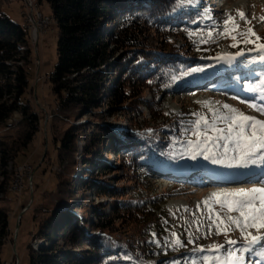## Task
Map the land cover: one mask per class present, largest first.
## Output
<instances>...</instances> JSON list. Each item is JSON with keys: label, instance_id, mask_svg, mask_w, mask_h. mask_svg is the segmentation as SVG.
Here are the masks:
<instances>
[{"label": "rangeland", "instance_id": "rangeland-1", "mask_svg": "<svg viewBox=\"0 0 264 264\" xmlns=\"http://www.w3.org/2000/svg\"><path fill=\"white\" fill-rule=\"evenodd\" d=\"M191 2L197 6L198 13L200 11V16L205 24L204 29L192 24L193 29H197L198 34L196 33L195 36L200 39L196 47L200 55H205L202 60L210 64L191 66L184 73L180 70L171 80L169 86L166 87L164 93L158 92L154 98L147 87L134 86L135 94L139 92L138 97L134 96L126 102V106H132L134 110H136L137 104H140L139 111H134L133 114H131V109L120 110V108H115L117 110L112 114V110L107 107V97L104 96L99 110L82 115L78 107H72L69 111L70 118L66 121L62 120L57 113L53 112L54 96L48 81V74L57 61L55 23L52 22L47 29L40 31L37 37L29 34L33 67L27 99L38 116L39 126L32 145L25 150L26 153L17 155L16 160L10 164L12 176H14L15 168H19L20 165L27 164L30 168L23 173V188L20 191L7 190L11 198V202L7 206L10 210L9 235L7 242L1 248V264L10 259L16 261L17 258L19 264H29L28 246L37 250L31 245L34 239L44 243L41 237L33 233L37 228V220L33 219V207L38 201H42L43 197L47 198L48 194L45 191L53 188L57 168L53 164L49 165L47 159L44 162L42 159L46 152L47 157L51 160L55 157L52 139L54 141L60 139L69 125L81 127L78 129L73 152L70 155L69 153L65 155V161L62 163L63 169L58 172L60 176L63 175V178H69L68 182L71 184L72 195L78 201L77 205H63L61 208L64 209L65 207L66 212H74L80 219L92 220V222L98 220L97 212H101L103 215L110 214V205L116 197L102 194L100 190H97L90 180L92 177L95 178L96 183L105 187H123L124 191L128 192L125 195L117 196V199L118 197L119 199H135L147 203V209L155 211L163 218L162 222L166 224L165 228L160 227L158 231L148 234L143 229V221H135L134 219H132L133 221H121L118 219L115 221L109 236H107V239L112 243L124 249L134 245L137 250L146 251V255L139 260L137 259L140 264H171L172 261H175L174 264H216V259H221V255L231 251L227 250V245L231 244L227 241H244L241 230L227 221V217L231 214L225 208L216 205L212 188L203 183H200L199 186L190 187L188 183H185L189 180H177L170 177L172 169L167 170L171 172H165L167 175L160 173L164 171H157L159 167L155 168L157 162L152 155L142 159L140 163H136L137 168H133L131 165L127 166L123 161H120L112 152H106L104 151L105 148H102V155L94 159L96 164L88 166V168H84L85 165L83 164L85 158L84 144L96 125L100 124L106 127L115 138L122 136V133L140 135L136 126H133L134 124L139 128L149 126L150 128L145 129L144 132H151L155 137L157 134L151 130L155 124L161 122L164 116L171 118L173 115H186L189 121L192 120L194 123L188 139L178 143L179 146L173 148L177 151L173 155V159L176 160V163L174 161L172 163L173 166L175 165L174 170L176 167L193 169L200 167L207 171L211 166L233 164V161L229 159L234 160L233 155L230 156L227 151H229L228 148L237 149V143L234 142L236 140L230 139V134L213 123L210 116L214 111H221L219 115L232 114L224 108V105L234 109H237L235 106L241 105L240 110L237 109L238 112L245 113L244 115L248 114L247 116L255 119L264 116V112L258 110L254 113L246 102L241 99H232V94L230 95L221 89L232 88V82L237 85L236 78L238 75L232 74L236 68L243 73L245 70H250V72H258L260 75L264 74V59H261L264 57V51H260L258 56L254 54V52L258 54L257 44L264 43V21L260 19L264 16V0H187V3ZM36 5L41 12L50 14L46 3H39L37 0ZM22 9L23 0H9L7 3L4 2L2 7L3 12L13 21L24 25L25 19ZM238 12H243L245 18L241 19ZM229 16L239 26L232 35H237L238 32H245L251 28L255 36H250L249 39L254 43H243L245 39L243 36H237V40L234 42L230 36L221 34L225 28L224 22ZM228 27H231V24ZM257 36L261 39L256 40ZM168 39L172 41L176 39L181 45L182 40L176 35H169ZM160 41L154 38L155 47H158L156 45H159ZM233 43H236L235 47H232ZM208 76L212 77L209 79ZM229 78H234V81L227 84ZM197 80H200L202 84L195 82ZM209 81L211 82L207 85ZM200 85L203 86L199 87ZM188 88L191 89L187 90ZM143 101L151 102L152 107L158 105L163 114L160 121L153 122V116L148 112L149 107H146ZM242 108L244 110H241ZM99 112H102L105 117L103 121L95 118ZM154 114L158 115L159 113L156 111ZM201 117L207 123L201 122ZM20 119V113L14 112L5 124L0 126L1 141L10 145L13 144V141L18 140L19 126L17 124ZM260 120L264 121V119ZM213 129H222L223 132ZM221 136L224 139H220ZM164 137L158 136L154 140L164 139ZM207 137H212V139H207ZM169 144L170 142H167L166 151H169ZM224 159L229 163L226 164ZM72 161L75 162L74 168L70 165ZM102 161L108 162V166L99 168L97 162ZM87 169L92 171L89 173L90 176ZM80 178L87 180L84 187L79 185L78 179ZM187 178L192 179V176H187ZM59 179L61 178L59 177ZM205 181L206 179L203 178L202 182ZM61 187L64 186L60 185V189ZM247 187L254 186L242 182L238 188L246 189ZM208 195L211 196L209 201L213 202V205L206 199ZM206 201L207 203H205ZM0 204L2 205V203ZM217 214L220 219H217ZM214 220L216 221L215 224L213 223ZM220 220H224V224L220 225L221 228L228 227L230 229L226 234L223 232L217 234L216 225L220 224ZM88 226L84 225V230L89 232ZM248 230H246L248 233L253 234L264 233V228ZM154 239L159 244L156 251L153 250L156 249V245L151 243V240ZM145 242L149 244L148 247L142 244ZM235 245L237 244L235 243ZM56 246L60 251L62 249L71 250L73 254L82 253L85 255L90 250V246L86 244H74L70 236L58 238ZM176 250L179 253L175 255L173 251ZM129 254L133 255L132 252ZM167 255H171V257L166 258ZM205 257L208 258L207 262H205ZM229 259H232L231 255ZM245 261L248 263L247 259ZM71 262L75 263L73 260ZM219 263L221 262L219 261ZM75 264L85 263L79 260Z\"/></svg>", "mask_w": 264, "mask_h": 264}, {"label": "trees", "instance_id": "trees-1", "mask_svg": "<svg viewBox=\"0 0 264 264\" xmlns=\"http://www.w3.org/2000/svg\"><path fill=\"white\" fill-rule=\"evenodd\" d=\"M4 2L9 0H0V126L14 112H19L21 119L17 124L18 140L10 145L0 140V264L1 248L9 235L10 210L7 206L11 198L7 190L13 178L10 164L16 160L17 155L26 153L39 126L38 116L27 99L33 67L29 32L25 25L13 21L3 12ZM38 2L48 5L56 27L57 61L48 74V81L54 96L53 112L62 120L70 118L72 107H78L82 115L99 110L104 96L107 97V107L112 110V114L117 110L115 108L131 109L133 114L139 111L140 104L134 110L132 106H126V102L134 96L138 97L139 92L135 94L134 86L147 87L154 98L158 92L164 93L180 70L184 73L191 66L210 64L202 60L205 55H200L197 50L196 45L200 39L195 36L197 29L192 26L194 24L204 29V21L197 6L192 2L187 3V0ZM169 35L180 37L181 45L176 39L169 40ZM154 38L161 40L156 45L158 47H155ZM143 103L149 107L153 122L160 121L163 114L158 105L152 107L151 102ZM156 111L158 115L154 114ZM95 118L100 121L105 119L102 112L97 113ZM188 121L186 115H173L171 118L164 116L151 129L157 134L155 137L151 132H144L149 126L139 128L134 124L140 135L122 133V136L115 138L106 127L98 124L84 144V168L96 164L94 159L102 155V148L133 168H137L136 163L151 155L170 162L177 153L173 148L186 141L191 134L194 123ZM80 127L69 125L60 139H52L55 157L51 160L46 152L42 159V162L47 159L49 165L53 164L57 173L53 188L45 191L47 198L43 197L33 207V219L37 220V228L33 233L41 237L44 243L40 241L37 250L28 246L29 264H75L79 260L85 264H140L138 260L146 255V251L137 250L134 245L124 249L112 243L107 236L118 219L143 221V229L148 234L158 231L160 227L165 228L163 218L147 209V203L135 199H117V196L128 192L123 187H105L96 183L92 177L90 180L97 190L116 197L110 205V214L97 212L98 220L92 222L80 219L74 212H66L65 207L61 208L63 205H77L78 201L72 195L69 178H63L59 172L63 169L65 155L73 152ZM158 136L166 137L155 141ZM167 142H170L169 151L165 149ZM97 163L99 168L108 166V162ZM70 165L74 168L75 162H70ZM87 172L92 173L89 169ZM86 178L78 179L80 187L85 186ZM60 185L64 187L60 189ZM84 225H89V232L84 230ZM62 236H70L74 244L90 246L88 254H73L66 249L60 251L56 244ZM151 243L156 245L153 250H158L157 241L154 239ZM142 244L146 247L149 245L146 242ZM173 252L175 255L179 253L177 250Z\"/></svg>", "mask_w": 264, "mask_h": 264}, {"label": "bare ground", "instance_id": "bare-ground-1", "mask_svg": "<svg viewBox=\"0 0 264 264\" xmlns=\"http://www.w3.org/2000/svg\"><path fill=\"white\" fill-rule=\"evenodd\" d=\"M50 19L53 22V19L51 16H50ZM25 27L28 30V32H30L29 26L25 25ZM29 34H31V33H29ZM257 52H258V54L255 52H254V54L258 56L260 54L259 53L260 51L257 50ZM249 72H250V70H245L244 73L242 72L243 76L241 77V81L237 82V85L234 84L232 86V88L226 87V88H221V89L227 91L230 95L232 94L231 96H232V99H234V100H236V99L233 97H236V96L239 97V98L237 97L238 99H241L243 102H246V103H247V101L253 100V97L256 95V92L249 91V93H248V91H244V88H241V85H240V84L245 83V82L258 80V78L255 77L254 75H250L252 72H250V73ZM211 77L212 76H208L207 78L210 79ZM233 80H234V78H229L226 83L230 84ZM211 81H209L207 83V85ZM195 82L202 84V82L200 80H197ZM202 86L200 85L199 87H202ZM189 89H191V88H188L187 90H189ZM262 94L264 95V93H262ZM233 95H235V96H233ZM263 101H264V97H262L261 101H258V104H255V105H250L249 103H247V104L250 105V107L252 108V110L254 112V111L259 110V108H262L261 106L264 105ZM217 102H219V101H217ZM235 107L240 110L241 105H237ZM241 110H244V108H242ZM247 111H244V112H247ZM220 113H221V111H214L213 114L210 116V119L213 123H216L223 130L227 131L229 122L227 119H222L221 117L231 116L232 114L226 113V114L219 115ZM260 119H264V117H262ZM260 119H257V120H260ZM234 142L237 144L239 143V141H237V140ZM228 150H229L228 152L230 153L229 155L230 156L233 155V158H234V160L232 158H229L230 160L233 161V164H230V165L211 166L209 169H207V171L200 168V167H196L195 169L189 168V167H187V168L186 167H176V170H174V168H173L172 172L167 171L168 169H163V168L159 167L157 169V171H164V172H160L164 175H167L165 172H171V174L169 176L174 178V179H177V180L187 179L189 181H187L185 183H188V186H190V187L199 186L200 183L201 184L203 183L204 185H208V187L212 188L213 194H223V193H227V192H235V191L241 190V188H238V187L242 184V182H245V183L247 182L249 185L253 184L254 187H264V182L260 181L261 176H258V172H261V175H264V159H262V157H264V149H259L256 152V154L253 157H251V159L255 160L256 163L248 164L246 166H241V165H238L236 163L237 158L240 156V153L237 151V149L233 150L232 148H228ZM211 160H213V159H211ZM214 161L216 162V160H214ZM223 161L226 162V164L229 163V161H227L226 159H224ZM219 162L221 163V161H219ZM190 169H192V170H190ZM196 169H198V170H196ZM187 170H190V171L188 172ZM177 171H179V172H177ZM15 173H18V168H15L14 174ZM187 176H192V179L187 178ZM203 178L206 179L205 182H202ZM13 187H14V176L11 180L10 185L8 186V190L12 191ZM251 188H253V187H251ZM251 188L247 187L245 190L251 189ZM210 197L211 196L208 195L206 197V199L209 201ZM221 199H223L222 196H221ZM212 203H211V205H213ZM215 203L219 207H223L227 210L226 206H224L220 203H217L216 200H215ZM229 213L231 215H233L234 217L239 216V213H237V212H229ZM248 229L252 230V229H254V227H249L246 230H248ZM251 235L258 236V235H264V233L263 234L262 233L261 234L251 233ZM39 242L40 241H36L34 239L31 243V245L34 246V248L36 249L37 248L36 246L39 245ZM235 243L237 245H235ZM235 243H231V244L227 245V250L228 251L231 250V251L228 254L221 255L220 256L221 259H219V258L216 259L215 260L216 264H218L219 261L221 262L219 264H246L245 258H247V257H249L250 259L253 258L252 264H264V255L258 254V253H264V240L258 241L257 243L251 244V245L246 244L245 240L242 242H235ZM225 249H226V247H225ZM245 249H248V250H245ZM230 254H232L231 255L232 258L233 257H242V259L234 258V259L227 260V258L230 257ZM244 261H245V263H244Z\"/></svg>", "mask_w": 264, "mask_h": 264}, {"label": "snow or ice", "instance_id": "snow-or-ice-1", "mask_svg": "<svg viewBox=\"0 0 264 264\" xmlns=\"http://www.w3.org/2000/svg\"><path fill=\"white\" fill-rule=\"evenodd\" d=\"M238 15L241 19L245 18L243 12H238ZM260 19L264 21V16L260 17ZM224 23L225 28L223 33H221L222 35L230 36L234 42L237 40V36H243L245 37L243 43H254V41L249 39L250 36H255L251 28L247 29L245 32H238L237 35H232V33L237 31L239 26L235 24V21L230 16ZM229 24H231V27H228ZM209 36H211V33H209ZM260 39V37H256V40ZM235 46L236 43H233L232 47ZM257 50L264 51V43L257 44ZM261 59H264V57H261ZM193 71H195V69H193ZM224 108L232 113L231 116L221 117L229 121L227 129L230 134L229 138L239 141L237 144V151L240 153V156L237 158L236 163L241 166L256 163L251 157H253L259 149H264V121L244 115L242 112H238L237 109L230 108L228 105H224ZM259 110L264 112V108H260ZM201 122L207 123L203 117H201ZM213 130L223 132L222 129ZM207 139H212V137H207ZM220 139H224V137L221 136ZM262 159H264V157H262ZM221 196L223 199H221ZM213 198L217 203L226 206L229 212L239 213L238 217L229 215L227 221L241 230V235L244 237L246 244L251 245L264 240V235L253 236L246 231L249 227L257 228V230L264 228V187H253L247 190L241 189L235 192L213 194ZM205 203H207V201ZM217 219H220L218 214ZM213 223L215 224L216 221L214 220ZM221 224H224V220H220V224L216 225L217 234L221 232L226 234L230 229L228 227L221 228ZM227 242L235 243V241L232 240ZM258 254L264 255V253ZM234 258L242 259V257ZM204 259L205 262H207L208 258L205 257Z\"/></svg>", "mask_w": 264, "mask_h": 264}, {"label": "built area", "instance_id": "built-area-1", "mask_svg": "<svg viewBox=\"0 0 264 264\" xmlns=\"http://www.w3.org/2000/svg\"><path fill=\"white\" fill-rule=\"evenodd\" d=\"M36 2L37 0H23L22 9V14L25 19L24 24L29 26L31 35H34L35 37L38 36L40 31L47 29L52 23L50 14L41 12L38 8V5H36ZM29 168L30 166L27 164L19 166L18 173L14 174V187L12 191H20L23 188V173L29 170ZM3 264H19L18 258L16 261H14L13 259L4 261Z\"/></svg>", "mask_w": 264, "mask_h": 264}]
</instances>
